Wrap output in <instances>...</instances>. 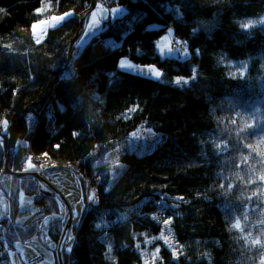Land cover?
<instances>
[{
    "label": "trees",
    "instance_id": "16d2710c",
    "mask_svg": "<svg viewBox=\"0 0 264 264\" xmlns=\"http://www.w3.org/2000/svg\"><path fill=\"white\" fill-rule=\"evenodd\" d=\"M90 4L0 0V187L11 206L0 245L9 251L39 235L42 220L14 221L21 192L45 216L60 213L34 178L4 171L6 158L13 171L32 170V150L76 164L98 191L74 226L71 251L63 248L65 264H142L137 235L160 234L157 214L172 220L180 264H264V0H98L112 22L62 65ZM52 19L38 42L34 27ZM169 29L188 57L159 54ZM122 57L156 65L162 77L120 69ZM140 127L163 139L143 154L124 149L122 168L107 160ZM64 226L52 218L54 242ZM162 256L173 262L168 248ZM0 264H9L1 254Z\"/></svg>",
    "mask_w": 264,
    "mask_h": 264
},
{
    "label": "rangeland",
    "instance_id": "374dc122",
    "mask_svg": "<svg viewBox=\"0 0 264 264\" xmlns=\"http://www.w3.org/2000/svg\"><path fill=\"white\" fill-rule=\"evenodd\" d=\"M110 8H106L104 6L97 5L96 8L93 10V12L90 14L89 22L87 24V27L84 31V34L80 38V40L77 42L79 47H84L87 45V42H89L91 39H93L95 36H97L102 29L103 25L110 24L113 20L112 13L110 14ZM119 10V9H115ZM56 19H52L50 21L39 23L34 27V37L35 39L40 42L44 39L46 36V33L48 29L51 26H54L56 24ZM173 31L171 29L168 30V32L161 37L158 40L157 43V50L159 54L162 57H179V58H186L189 56L190 51L187 48L185 42L177 37H174ZM163 49V51H161ZM125 60L129 63H131L134 66V70H127L122 69L124 71H130L133 73L141 74L150 76L153 78H161L162 77V71L156 66V65H149V64H141L137 63L133 60H131L128 57H122L121 60ZM120 67V63H119ZM151 67H154L156 70H159L161 75L160 77H154L149 69ZM121 69V67H120ZM30 119H33V116L30 117ZM8 128V127H7ZM4 127L0 125V132H2ZM163 139V134L156 133L152 130H149L145 127H140L137 131L132 133L130 135L129 140L127 143H125L122 146H117L111 154H108L107 160L114 164H119L120 155L124 151V149H134L140 154H143L147 152V150L153 149L161 140ZM112 147H114L112 145ZM9 157V156H8ZM8 158H6L7 160ZM39 160H42L44 163L42 166H36L32 165V162L29 160V164L32 166V168H36L40 171H44L46 177H51L53 179H58L60 181V185L56 186L58 191H60L70 202L69 198L74 197L79 205L81 206L79 214L74 218V221L72 223V227L69 233V236L65 243V248L69 251H71L72 246L75 241V230L74 226L79 224V221L81 219L82 213L84 209L89 208L90 204L93 201H96L98 199V191L96 189L95 183L92 181H89L86 179L84 174L81 172L80 169H78L74 165H70V167L65 166H59L58 164L54 163L49 157L47 156H41L39 157ZM120 168H122V165H120ZM28 195H25L24 192H21V195L19 196V211L20 214L15 217L14 221L18 225H23L20 218L25 215H30L31 208L39 207V204L36 203V197L28 196L32 200L28 198L29 205H26L24 201H26V197ZM163 199H165L169 204L176 205L179 204V202H182L183 199H171L167 196H162ZM34 204H33V202ZM59 208L60 203L57 200ZM24 210V212L22 211ZM23 212V213H22ZM11 213V206L8 197L5 194V191L0 187V219H4L8 216H10ZM154 219L161 225L162 230L159 235L155 237H150L146 233H141L137 235V245L136 248L139 251L141 258H142V264H180V260L183 257V249L181 245L178 243L173 229V223L171 218L166 217L163 214H157L154 216ZM46 242H49L48 236L45 237ZM104 241L107 243L110 255L112 256V240L110 237H106ZM55 243V242H54ZM37 244H40L38 237H34L30 241L17 243L16 247H12L9 250V253L11 255L9 264H43L42 255L38 254L42 251H39V248ZM57 244V243H56ZM166 247L172 252V259L173 262L166 261L162 256V248ZM35 250V253L33 250ZM175 250L176 255H173V251ZM38 251V252H37ZM56 252V251H55ZM65 262V261H64ZM56 264H58L56 259Z\"/></svg>",
    "mask_w": 264,
    "mask_h": 264
},
{
    "label": "water",
    "instance_id": "95a60500",
    "mask_svg": "<svg viewBox=\"0 0 264 264\" xmlns=\"http://www.w3.org/2000/svg\"><path fill=\"white\" fill-rule=\"evenodd\" d=\"M97 3H98V0H91V4L89 8H87L82 13L80 17V27L76 35L67 43V50L63 57L62 65L68 63V61L70 60L77 42L80 40V38L84 34V31L87 26V20L90 14L93 12V10L96 8ZM36 104L37 103H34L28 106L24 110V112L21 113V115L28 114ZM11 130H12V122L7 128V132L9 136H10ZM8 156H9V153H8ZM4 171L6 174H10L18 178H24V177L34 178L37 181L38 190L41 194L48 196V197H55L56 200L59 201L61 208L63 206L65 207V209L62 210L63 212L61 211L59 214H52V215L46 216L41 221L40 228H39V236L41 237V241L43 242V244L51 250H56L58 264H65L64 257H63V248L69 236V233L72 227V222H73V210H72V206L70 202L60 191H58L56 186L53 184V182L49 178L46 177L43 171H38V170L37 171H34V170L22 171V172L13 171L10 168L9 159H7L6 161ZM56 216L63 219L65 222V226L62 231L60 240L57 244H55L49 236V225L52 221V218ZM46 236H48V239L50 240L49 242H46V238H45Z\"/></svg>",
    "mask_w": 264,
    "mask_h": 264
},
{
    "label": "crops",
    "instance_id": "0c3cea01",
    "mask_svg": "<svg viewBox=\"0 0 264 264\" xmlns=\"http://www.w3.org/2000/svg\"><path fill=\"white\" fill-rule=\"evenodd\" d=\"M66 167H70V166H66ZM47 178H49L55 185H57V186L60 185L61 179L58 180V179H53L51 177H47ZM25 197H26V201H24V203L26 205H29L30 203L27 200H28V198L30 200H32V199L30 197H28V196H25ZM67 197L69 198L70 204L72 206L73 221H74V218L80 212L81 206L79 205L78 201L74 197H70V196H67ZM19 204H20V202H19ZM33 204H34V202H33ZM22 211L24 212V210H22ZM31 213L32 214H30V215L28 214V215L22 216V218H20L23 225L28 224V223H34V222L41 221V220H43L46 217L44 211L41 208H38L36 206H35V208H33V207L31 208ZM37 237H38V240L40 242V244H37V246L39 248V251L43 252L41 254L40 252L37 251L38 254L42 255V259H40V260H42L43 264H56V259H57V254L55 252L56 250H51V249L47 248L43 244V242L41 241V237L39 235ZM33 252L35 253V250H33Z\"/></svg>",
    "mask_w": 264,
    "mask_h": 264
},
{
    "label": "snow or ice",
    "instance_id": "6c2138e0",
    "mask_svg": "<svg viewBox=\"0 0 264 264\" xmlns=\"http://www.w3.org/2000/svg\"><path fill=\"white\" fill-rule=\"evenodd\" d=\"M43 10H44V9H40L39 11H43ZM161 51H163V49H162ZM119 63H120V67H121V69L134 70V66H133L131 63H129V62L123 60V59H122ZM149 71L151 72V74H152L154 77H160V75H161L160 71H159V70H156L154 67H151V68L149 69ZM182 79H183V78L178 77V78L176 79V83L179 85V84L181 83V80H182ZM4 124L7 125V121H4ZM30 166H31V165H30ZM233 227L236 228V229H240V228H241V225H240L239 222H237V223H235V224L233 225ZM255 243H259V241H256ZM173 255H176L175 250L173 251Z\"/></svg>",
    "mask_w": 264,
    "mask_h": 264
},
{
    "label": "built area",
    "instance_id": "2783aa9c",
    "mask_svg": "<svg viewBox=\"0 0 264 264\" xmlns=\"http://www.w3.org/2000/svg\"><path fill=\"white\" fill-rule=\"evenodd\" d=\"M27 158L32 162V165L36 166L37 168L38 166H42L44 163L42 160H39V157H37L32 150L27 151ZM0 254L4 260H10L11 255L9 251L2 245H0Z\"/></svg>",
    "mask_w": 264,
    "mask_h": 264
},
{
    "label": "bare ground",
    "instance_id": "6f19581e",
    "mask_svg": "<svg viewBox=\"0 0 264 264\" xmlns=\"http://www.w3.org/2000/svg\"><path fill=\"white\" fill-rule=\"evenodd\" d=\"M66 166H70V165H65V167H66ZM64 209H65V207L63 206L62 210H64Z\"/></svg>",
    "mask_w": 264,
    "mask_h": 264
}]
</instances>
